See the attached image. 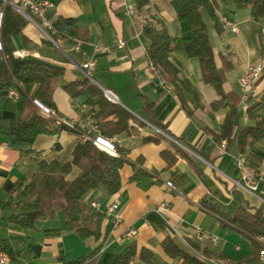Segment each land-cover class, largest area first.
<instances>
[{
	"label": "crops",
	"instance_id": "crops-1",
	"mask_svg": "<svg viewBox=\"0 0 264 264\" xmlns=\"http://www.w3.org/2000/svg\"><path fill=\"white\" fill-rule=\"evenodd\" d=\"M52 1L54 7L48 12V19L73 18L78 26L88 29V38L82 41L69 36L47 37L45 29L33 18L21 33L12 36L14 56L36 58L64 69L52 99L58 115L76 125V129L53 136L38 135L32 143L19 141L6 132L18 114L17 98L9 94L10 89L0 92V242L11 260L15 264H67L100 244L91 237L81 239L72 229L64 227L60 212L54 218L37 221L33 228L21 227L9 220L15 212L14 202L7 204L12 187L34 173L39 161L70 160L74 147L83 139L82 134L88 131L99 136L90 115L95 107L86 103L85 96L71 99L63 88L67 82L86 77L81 65L90 60L95 65L89 79L114 95L118 104L136 119L128 132L107 139L115 147L128 150L127 161L119 170L120 189L110 197L99 190H90L83 197L85 203L98 202L102 211L108 203L117 204L115 214L104 217L102 231L107 225L110 231L92 264H116L130 245L135 246L136 253L130 264H142L137 255L142 248L152 252V264H181L179 257L172 258L164 251L162 242L167 239L185 251L190 241L197 243L232 262L249 254V238L200 203L207 202L227 215L241 206L264 212V137L249 141L241 151L237 138L242 127H254L257 122L264 126V72L245 97L238 85V78L247 66L264 65L261 36L264 19L253 20L249 9L237 8L233 0H213L215 19L221 26L218 32L214 18L205 8L200 9L214 63L219 68L227 67L221 86L226 96L222 97L201 80L199 60L187 57L178 40L169 60L188 80L201 104L194 108L189 101L191 95L184 91L191 110L187 114L173 88L152 69L146 56L149 40L142 32L144 20L149 19L156 28L160 27V21L170 35L180 37V25L170 0H149L140 11L134 8L132 0ZM129 6H133L131 13ZM223 18L232 22L236 31ZM118 37L124 41L122 48L115 45ZM229 93L235 94L239 101L235 105L232 139L224 147L225 142L219 140L218 134L233 104ZM215 102L221 104L213 108ZM145 103L149 106L145 107ZM152 122L164 127L167 134ZM238 156L261 173L259 185L252 193L232 182L238 179L235 166ZM137 159L142 160L140 166ZM135 167L144 175L131 180ZM77 174L78 169L73 167L67 178ZM167 181L172 182L174 189L165 185ZM114 216L120 218L116 226ZM131 228L136 234L124 238V231ZM248 264H264V256Z\"/></svg>",
	"mask_w": 264,
	"mask_h": 264
},
{
	"label": "trees",
	"instance_id": "trees-1",
	"mask_svg": "<svg viewBox=\"0 0 264 264\" xmlns=\"http://www.w3.org/2000/svg\"><path fill=\"white\" fill-rule=\"evenodd\" d=\"M132 1L137 11L149 2V0ZM233 2L237 8L249 9L253 20L264 19V0H233ZM170 5L175 10L180 25V37L170 35L160 21H158L160 27L156 28L149 19H145L142 32L149 40L146 56L160 79L173 88L182 109L190 114L191 110L184 97V91L191 95L189 101L194 108L201 107L199 97L181 71L169 60L170 52L174 44L178 40L181 41L185 55L199 60L201 80L225 97L221 86L227 67L219 68L214 63V52L208 40L200 9L205 8L214 18L216 31L220 32L221 26L215 19L213 0H170ZM27 22L28 19L20 12L0 0V92L12 88L18 92L16 99L18 114L11 129L6 132L19 141L32 143L38 135H57L63 130L76 129V125L72 124V127H69L64 122L70 123L58 115L52 99L53 91L59 78L64 74V69L36 58L14 56L12 36L21 33ZM47 33L53 39L69 36L82 41L89 35L86 27L78 26L75 19L67 17H57L52 20L51 29ZM63 88L71 99L85 96L86 103L95 107L92 118L99 136L104 139L128 132L132 128L131 122H136L134 116L118 103L109 101L102 90L87 77L67 82ZM227 96L232 98L233 104L224 117L218 134L219 140L225 142L224 147L232 139L235 128V105L239 101L233 93ZM34 101L47 108L49 114L44 113ZM220 104L215 102L212 106L215 108ZM144 106L149 105L145 103ZM152 123L165 135L167 134L164 127ZM262 137H264V126L258 122L254 127H242L237 134L240 151L249 141ZM113 147L114 154L95 146L91 139H82L74 147L70 160L39 161L37 170L18 181L10 190L7 204L14 202L15 208V212L9 217L10 222L24 228H33L37 221L54 218L57 212H60L64 227L72 229L79 238L91 237L100 241L94 249L67 264H92L100 251L101 243L110 231V225L102 231L104 211L91 206L90 203H85L83 197L90 190H99L106 197H110L120 189L119 170L127 161L128 150L114 145ZM177 152L184 155L181 150ZM136 161L140 166L142 160ZM73 167L78 169V174L68 179L67 175ZM143 175L144 172L139 167H135L130 179L135 180ZM200 204L249 238L251 252L236 262L254 263L259 260L262 244L257 238L264 237V212L260 208L241 206L232 215H227L207 202L202 201ZM1 246L4 249V246ZM162 247L168 256L179 257L182 260L181 264H212L217 258L225 259L223 255L214 254L191 241L187 251L180 249L169 239L162 242ZM135 255V246L130 245L128 252L121 255L116 264H130ZM137 255L142 264H152L150 250L142 248Z\"/></svg>",
	"mask_w": 264,
	"mask_h": 264
},
{
	"label": "built area",
	"instance_id": "built-area-1",
	"mask_svg": "<svg viewBox=\"0 0 264 264\" xmlns=\"http://www.w3.org/2000/svg\"><path fill=\"white\" fill-rule=\"evenodd\" d=\"M1 1L4 4L10 5L14 9H16L28 20L33 21V18H36L39 27L45 29L46 33L49 29H51V21L48 19V12L50 9L54 7V3L52 0H1ZM132 9L133 6L128 7V11L130 13L132 12ZM223 21L226 25H228L232 29V31H236L237 28L232 22L226 20L225 18H223ZM261 36L262 38H264V25L261 26ZM47 37L50 36L47 35ZM115 45L118 48H122L124 46V41L120 37H118L115 39ZM94 65H95L94 60L87 61L81 65V68L84 70L87 78L91 79L90 72L94 69ZM262 72H264V65L259 63V64L247 66L244 69V71L240 74L238 78V85L243 97H245L247 90L260 78ZM102 92L104 96L111 102L115 103V101H117L116 97L112 95L108 90L102 89ZM9 94L14 98L18 97V92L16 89H10ZM34 102L37 106L39 105L38 107L44 113L49 114L47 108L42 106L37 101ZM83 109L86 110L87 108L83 106ZM90 115H92V112L90 113ZM64 122L69 127H72V123H68L66 121ZM93 127L96 128V125H94ZM82 138L91 139L95 146L109 153L112 154L115 153L113 144L101 136H92L87 131L84 134H82ZM235 166L238 172V179H232L233 184L244 191H248L252 193L259 185V181L261 179V173L248 167L241 156H238V158L236 159ZM165 185L169 189H174V186L170 181H167ZM90 205L95 208H99V203L96 201H92ZM116 209H117V204L108 203L104 207L103 211L106 216H112L115 214ZM119 222H120V218L118 216H114L113 225L116 226L119 224ZM135 234H136V230L131 228L124 231L122 236L124 238H132ZM197 238L199 239L201 238L200 233H197ZM257 240L262 244V249L260 251V257H261L264 256V237H258ZM0 264H15L11 260L6 250L2 248L1 242H0ZM212 264H248V263L245 262L238 263L229 260H214L212 261Z\"/></svg>",
	"mask_w": 264,
	"mask_h": 264
},
{
	"label": "water",
	"instance_id": "water-1",
	"mask_svg": "<svg viewBox=\"0 0 264 264\" xmlns=\"http://www.w3.org/2000/svg\"><path fill=\"white\" fill-rule=\"evenodd\" d=\"M115 103H118V101H115ZM39 106V105H38Z\"/></svg>",
	"mask_w": 264,
	"mask_h": 264
},
{
	"label": "rangeland",
	"instance_id": "rangeland-1",
	"mask_svg": "<svg viewBox=\"0 0 264 264\" xmlns=\"http://www.w3.org/2000/svg\"><path fill=\"white\" fill-rule=\"evenodd\" d=\"M110 101V100H109ZM114 103V102H113Z\"/></svg>",
	"mask_w": 264,
	"mask_h": 264
}]
</instances>
